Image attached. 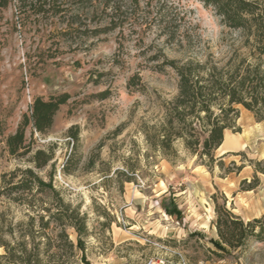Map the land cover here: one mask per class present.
<instances>
[{"label":"rangeland","instance_id":"1","mask_svg":"<svg viewBox=\"0 0 264 264\" xmlns=\"http://www.w3.org/2000/svg\"><path fill=\"white\" fill-rule=\"evenodd\" d=\"M104 1L65 0L41 12L15 1L0 8V189L4 174L34 166V151L11 155L6 136L35 97L68 93L51 129L28 127L26 138L32 150L53 153L39 175L86 215L92 264H264V241L223 257L212 242L218 238L213 194L219 202L225 195L240 216L251 197L264 204V121L239 105L241 130H229L236 141L221 145L216 155L226 154L224 164L212 169L181 146L169 161L146 140L164 103L178 93L176 74L158 71V64L188 57L224 64L245 52L244 34L201 0H119L123 7L113 18ZM155 6L173 18L166 31H175L174 40L156 25ZM136 74L139 83L129 86ZM255 174L258 186L243 190L242 181ZM3 211L27 220L26 207L0 195ZM69 233L76 241L77 233Z\"/></svg>","mask_w":264,"mask_h":264},{"label":"trees","instance_id":"2","mask_svg":"<svg viewBox=\"0 0 264 264\" xmlns=\"http://www.w3.org/2000/svg\"><path fill=\"white\" fill-rule=\"evenodd\" d=\"M13 1L17 6L39 7L63 6L65 0H0V8ZM212 6L222 17L226 26L244 34L241 48L245 52L221 64L212 59L196 57L185 59L165 58L158 64V71L171 69L178 78V93L163 105V117L146 132V140L152 149L169 161L178 157L179 146L188 154L197 157L198 163L212 169L220 167L226 155H216L225 139V131H240L237 120L239 105L252 112L258 122L264 121V0H201ZM139 0H133L138 5ZM151 2L146 0V4ZM104 6L121 11L119 0L104 1ZM149 7V6H148ZM154 19L161 32L170 40L175 31L166 28L173 18L163 14L161 6H155ZM116 12V14H115ZM112 21V20H111ZM118 26H114L116 28ZM138 74L132 76L129 86L139 83ZM70 95L62 93L45 99L37 96L23 114L15 132L6 136V145L11 155L21 158L33 152L34 166L18 167L4 174L0 195L23 205L27 220L15 221L7 212H0V264H92L86 253L88 236L87 217L80 205L65 200L52 179L45 180L36 169L45 168L53 159V153L38 148L32 150L27 142L26 130L31 127L37 133H47L61 105ZM264 173V168H260ZM259 184L254 175L251 182L242 181L243 190H253ZM222 202L213 194L218 238L212 239L219 257L249 244L252 240L264 241V214L250 220L228 208V198ZM168 212V211H167ZM179 214L180 210L169 211ZM77 233L74 241L69 233Z\"/></svg>","mask_w":264,"mask_h":264},{"label":"crops","instance_id":"3","mask_svg":"<svg viewBox=\"0 0 264 264\" xmlns=\"http://www.w3.org/2000/svg\"><path fill=\"white\" fill-rule=\"evenodd\" d=\"M223 145V144H222ZM219 150V149H218ZM224 153V152H223ZM252 191V190H248L247 192ZM248 198H250V196H248ZM254 197H251L250 199V204L252 205L248 210L245 208V214L242 215V217L245 220H250L256 217H260L261 215L264 214V204L261 203V205H259L257 202H255L253 200ZM236 210V209H235ZM216 231V229H215ZM216 239V238H214Z\"/></svg>","mask_w":264,"mask_h":264},{"label":"bare ground","instance_id":"4","mask_svg":"<svg viewBox=\"0 0 264 264\" xmlns=\"http://www.w3.org/2000/svg\"><path fill=\"white\" fill-rule=\"evenodd\" d=\"M233 135H234L233 133H229V130H226L225 131V139H224L223 144L230 145L232 143V140L236 141L235 139H233Z\"/></svg>","mask_w":264,"mask_h":264},{"label":"built area","instance_id":"5","mask_svg":"<svg viewBox=\"0 0 264 264\" xmlns=\"http://www.w3.org/2000/svg\"><path fill=\"white\" fill-rule=\"evenodd\" d=\"M156 262H154V261H150V262H147V263H145V264H155Z\"/></svg>","mask_w":264,"mask_h":264}]
</instances>
